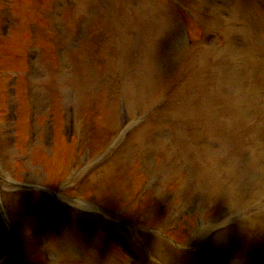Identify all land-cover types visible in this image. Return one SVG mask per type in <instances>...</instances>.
<instances>
[{
    "label": "rangeland",
    "instance_id": "obj_1",
    "mask_svg": "<svg viewBox=\"0 0 264 264\" xmlns=\"http://www.w3.org/2000/svg\"><path fill=\"white\" fill-rule=\"evenodd\" d=\"M0 24V264H264V0H0ZM188 79L203 122L168 100Z\"/></svg>",
    "mask_w": 264,
    "mask_h": 264
}]
</instances>
